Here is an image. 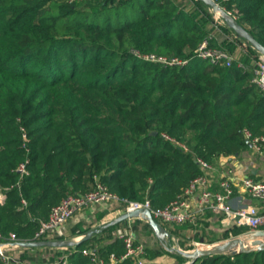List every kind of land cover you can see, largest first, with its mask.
<instances>
[{
  "label": "trees",
  "instance_id": "16d2710c",
  "mask_svg": "<svg viewBox=\"0 0 264 264\" xmlns=\"http://www.w3.org/2000/svg\"><path fill=\"white\" fill-rule=\"evenodd\" d=\"M191 1L201 11L209 7ZM215 1L238 10V23L264 44V0ZM201 14L177 0H0V187L12 185L0 202L4 235L35 240L40 217L66 195L91 189L96 177L129 199L148 194L156 206L165 190L173 187L175 198L203 172L197 157L219 164L251 147L246 129L264 133V91L251 71L195 55L208 33ZM135 50L191 58L166 65ZM27 158L28 173L21 175L18 165ZM123 222L76 224L73 233H94L68 245L59 264H92L85 247L97 246L105 257L122 254L115 231ZM113 237L102 246L94 242ZM259 255L264 249L204 255L193 264H249V256L257 264ZM136 263L127 257L119 264Z\"/></svg>",
  "mask_w": 264,
  "mask_h": 264
},
{
  "label": "built area",
  "instance_id": "2783aa9c",
  "mask_svg": "<svg viewBox=\"0 0 264 264\" xmlns=\"http://www.w3.org/2000/svg\"><path fill=\"white\" fill-rule=\"evenodd\" d=\"M66 1L74 3L78 0ZM224 9L234 20L238 18L236 13L226 8ZM135 54L142 59L158 61L166 65H185L189 63L191 58L178 55L169 56L155 52H142L140 50H135ZM195 55L207 59L213 64L232 66L236 63L245 71L250 70L252 81L264 91L263 53H261L259 58H253L247 63L244 60L238 59L228 48L221 45H212L210 40L206 38L195 49ZM163 135L167 139L176 141L174 137L167 133H163ZM245 135L251 141L253 147L259 151H263L262 142H264V133L255 135L251 130L246 129ZM22 137L23 145L29 148V137L24 128ZM180 144L186 149L188 148L186 144ZM197 161L202 167L203 172L192 178L188 185L164 206H153L149 198L139 200L120 196L112 191L107 184L102 182L99 177H96L95 184L91 189L85 192L70 193L52 207L49 216L41 220L39 228L35 232V240L55 239L57 236L66 234L65 225L69 220L95 204L104 205L106 209L118 210L121 213L139 208H150L154 217L164 224L197 226L199 220L207 212H212L221 213L223 215L222 221L229 225H247L250 227V230L264 229V209L261 206L256 203L234 206L231 201L235 186H241L244 193L250 197L264 201V179H258L250 174L232 176L231 174L224 173L218 181L217 188H213L212 174L215 170V165L203 157H197ZM28 162L29 158L18 165L21 175L28 173ZM5 188L0 187V202H3V190ZM22 202L23 204H27L25 198H23ZM119 236L125 244V251L120 255L112 252L109 257H105L100 253L97 246L85 247L83 252L90 256L92 264H119L127 257L135 258L136 264H146V246L136 238L131 223L128 224ZM15 237L14 234H10L7 238L0 230V264H41L22 257V253L15 252L14 249L21 247L15 243L17 240H12ZM50 264H58V261Z\"/></svg>",
  "mask_w": 264,
  "mask_h": 264
},
{
  "label": "rangeland",
  "instance_id": "374dc122",
  "mask_svg": "<svg viewBox=\"0 0 264 264\" xmlns=\"http://www.w3.org/2000/svg\"><path fill=\"white\" fill-rule=\"evenodd\" d=\"M189 1V0H188ZM188 6L190 7V11H194L196 14L197 12L202 13L204 17H206V28L208 29V33L206 38L207 39H213L214 36H219V35H230L232 36V39H227L225 40L221 45L224 47L228 48L231 50L238 59L241 60H246V58H249V60H252L253 58H259L261 55V52L259 51H253L248 48L249 44H251L249 41L245 40L242 36L236 35V33L229 31L226 29L228 27L226 20L220 15V13L215 12L211 6L206 7L204 11H201L199 7H195V4L190 0L188 2ZM192 9V10H191ZM196 9V10H194ZM238 15V18L241 13H239L238 10H230ZM201 15L199 17L201 18ZM202 16V17H203ZM238 18L235 20L238 22ZM252 45V44H251ZM12 185H7L3 192H4V198L3 202L4 203L6 198H7V193L6 191L10 188ZM3 187V186H2ZM173 187L169 188L168 190H165L166 192L164 193V196L159 199V201L156 202V206H162L164 204H167L168 202L171 201L173 196L172 191ZM1 192V190H0ZM144 198H149L151 197L147 194L145 195ZM256 201L258 199H255ZM29 217L34 215V213H28L27 214ZM212 217V218H211ZM41 220L45 219L44 217H40ZM207 218V219H205ZM223 215L221 213H208L207 215H204L200 220L197 226H191V225H178V224H172V223H162L165 225L169 231L171 232V235L169 237H165L162 239V242L160 243V246L166 250L169 251L174 257L177 258V262L179 264H185L190 262V259L188 257H185L182 255L180 249L187 250V251H193L197 246H199L200 243H214L219 241L220 238H229L233 237L236 235H239V233H244L247 230H250V227L247 225H229L226 224L222 221ZM126 221L125 223L123 222L122 228L128 225L129 219L124 220ZM67 224L65 225V231ZM118 229L120 230V227L118 226ZM11 234H14L16 237L12 240H19L16 233L12 232ZM9 235H7L8 238ZM63 239H70V238H63ZM223 240V239H222ZM70 247L67 248V246H64L63 248H40V249H29L28 254L30 256H33L35 258H39V261L41 264H46V263H52L58 261V264L62 261V259H67L68 258V252L70 251ZM258 248L256 247L255 244H250L248 246L247 252H255ZM167 253V252H166ZM230 253V252H226ZM53 256L55 257L56 261H51L49 260L50 257ZM153 256L152 252L150 253L149 251L146 253L147 258H151ZM264 255H259L258 256V263H262V259ZM246 261L250 264L252 262V258L249 256L246 258ZM147 264H153L152 262H148ZM216 264H219L217 262Z\"/></svg>",
  "mask_w": 264,
  "mask_h": 264
},
{
  "label": "crops",
  "instance_id": "0c3cea01",
  "mask_svg": "<svg viewBox=\"0 0 264 264\" xmlns=\"http://www.w3.org/2000/svg\"><path fill=\"white\" fill-rule=\"evenodd\" d=\"M177 1L180 2L181 4L184 3L188 5V2L190 0L189 1L177 0ZM213 39L218 44H222L225 40L227 41V39H232V36L224 35V34L219 36L213 35ZM214 165H215V170L213 171L212 174L213 188H217L218 181L224 173L231 174L232 176H242V175L250 174L258 179H264V142H263V151H259L255 147H253V145H251V147L241 151L240 153L231 154L229 156L222 157L220 163ZM231 201L234 206H239L247 203H256L259 206H261V208L264 209V201H260V200L256 201L254 198L245 194L241 186H235V190L232 195ZM208 213H212V212H207L205 215H207ZM120 214L121 212L118 210H109L106 209L104 205L95 204L92 207L87 208L84 212H80L76 214L74 217H72L69 220V222L67 223L68 227H66L67 229L66 238H70L71 240L77 241L85 235V234H75L72 232V227L75 226L76 224H80L81 226L84 227L91 226L94 229L95 227L98 228L100 226L109 224V222L113 218L117 217ZM146 221L147 220L141 217L130 218L129 223H131L132 225L138 223V227L136 229L133 228V233L135 234L136 238L139 241H142L145 244L146 248L155 249L161 247L160 243L162 242V239L156 235L154 230H150L148 228V226L146 225ZM127 226L124 225L123 228L122 226H119L120 230L117 227L115 231V236H119V234H121V232H123V230ZM100 234L102 233L96 232L97 237H99ZM114 238L115 237L108 239L105 238L94 242L102 246L108 242L113 241ZM222 239H225V237L220 238L219 240ZM59 247L63 248L64 246H59ZM40 248L47 249V248H52V246L49 247L39 246L37 248H31V249H40ZM14 250L16 253L28 254L29 249L25 250L24 246H21L20 248H16ZM148 251L150 252V250ZM145 258H146V264L148 262H152L153 264H179V262H177V258L168 253H163L156 256L153 255L151 258H147L145 256Z\"/></svg>",
  "mask_w": 264,
  "mask_h": 264
},
{
  "label": "water",
  "instance_id": "95a60500",
  "mask_svg": "<svg viewBox=\"0 0 264 264\" xmlns=\"http://www.w3.org/2000/svg\"><path fill=\"white\" fill-rule=\"evenodd\" d=\"M213 8L215 12L226 20L228 27L233 29L239 36L249 41L259 52L264 54V44L258 41L244 26L236 22L227 11L215 0H202ZM156 133V132H155ZM133 217H141L147 219L156 235L162 239L169 237L171 232L157 220L150 208H139L131 211H126L113 218L109 224L119 223L123 220ZM93 233L89 230L81 239L74 241L71 239H43V240H17L16 244L24 247H39V246H68L79 243L82 240L88 239ZM250 244H255L258 250L264 249V229H252L239 235L219 240L214 243H200L193 251L180 249L181 253L190 259L187 264H193L201 256L213 255L226 252L240 253L247 251Z\"/></svg>",
  "mask_w": 264,
  "mask_h": 264
}]
</instances>
